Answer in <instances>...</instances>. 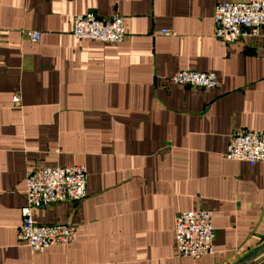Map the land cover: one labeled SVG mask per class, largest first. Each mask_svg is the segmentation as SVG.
Masks as SVG:
<instances>
[{
  "label": "crops",
  "instance_id": "0c3cea01",
  "mask_svg": "<svg viewBox=\"0 0 264 264\" xmlns=\"http://www.w3.org/2000/svg\"><path fill=\"white\" fill-rule=\"evenodd\" d=\"M227 1L252 0H0V264H238L264 245V162L225 157L235 131L264 130V26L215 37ZM87 12L123 16L128 37L76 38ZM182 69L219 85L176 84ZM74 164L87 196L34 218L72 224L76 239L33 251L18 239L26 177ZM198 209L213 214L214 251L184 257L175 219Z\"/></svg>",
  "mask_w": 264,
  "mask_h": 264
},
{
  "label": "built area",
  "instance_id": "2783aa9c",
  "mask_svg": "<svg viewBox=\"0 0 264 264\" xmlns=\"http://www.w3.org/2000/svg\"><path fill=\"white\" fill-rule=\"evenodd\" d=\"M214 36L227 42L245 40L259 34L264 26V0L227 1L218 3L214 13ZM165 34H172L164 31ZM0 30V42L2 41ZM73 35L78 39L118 43L128 37L124 17L114 14L99 17L94 12L78 14L74 18ZM38 43L41 33L29 34ZM179 85L216 88L219 78L213 72L182 69L171 76ZM15 102L21 100L18 94ZM225 157L246 161L251 165L264 162V130L241 129L229 140ZM88 168L85 164L39 166L26 177V203L21 208L23 222L18 239L31 250L42 252L55 245L68 246L76 239V227L57 222L42 224L35 220L34 211L39 207L57 203H77L87 196ZM215 228L210 210L198 209L180 212L175 219V240L179 254L199 258L214 251Z\"/></svg>",
  "mask_w": 264,
  "mask_h": 264
},
{
  "label": "water",
  "instance_id": "95a60500",
  "mask_svg": "<svg viewBox=\"0 0 264 264\" xmlns=\"http://www.w3.org/2000/svg\"><path fill=\"white\" fill-rule=\"evenodd\" d=\"M263 250H264V245L258 247V248L254 251V253H253L252 256L257 255L258 253H260V252L263 251ZM252 256H251L250 258H247V259L243 260L242 262H240V263H238V264H244V263H246L247 261H249L250 259H252Z\"/></svg>",
  "mask_w": 264,
  "mask_h": 264
}]
</instances>
